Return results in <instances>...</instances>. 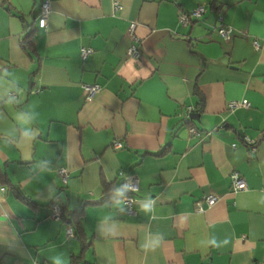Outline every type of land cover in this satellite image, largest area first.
<instances>
[{"label": "crops", "instance_id": "1", "mask_svg": "<svg viewBox=\"0 0 264 264\" xmlns=\"http://www.w3.org/2000/svg\"><path fill=\"white\" fill-rule=\"evenodd\" d=\"M44 1L0 0V264L83 252L50 218L58 193L85 207L81 264H264V0H50L41 28ZM85 84L101 90L87 100ZM120 172L140 180L135 217L118 194L100 203Z\"/></svg>", "mask_w": 264, "mask_h": 264}, {"label": "built area", "instance_id": "2", "mask_svg": "<svg viewBox=\"0 0 264 264\" xmlns=\"http://www.w3.org/2000/svg\"><path fill=\"white\" fill-rule=\"evenodd\" d=\"M115 6L117 7V9L119 10L121 8V3L119 0L115 1ZM52 9V5H51V1L50 0H45L42 4V13L41 16L39 18V26L41 28H46L47 24H48V20H49V16H50V12ZM206 12V6L201 5L198 8H196L195 10L192 11V13L190 15H186L183 14V16H181V21L185 24H188L190 22L191 17L193 16L194 18H201L203 16V14ZM137 23L136 22H132L129 25V35L131 37V39L133 40V44L131 45V47L128 50L129 56L132 59L135 60H139L142 58V50L140 48V43L141 40L139 38V36L136 34V30H137ZM220 33L226 38V39H231L232 37V29L231 28H227V27H221L220 28ZM255 46L257 48L260 47V44L258 41L255 42ZM93 50L92 48L89 47H83L81 49V56L84 59H88L90 57V55L92 54ZM85 91H86V99L87 100H91L94 98V96L100 92L101 90V86L98 84H85L84 85ZM251 103L246 100H239V101H232L229 103L228 107L229 109H237L240 107H244V108H248L250 107ZM190 110H192V108H190ZM251 144H252V151L253 152H258L259 150V146L251 141L250 139L248 140ZM234 146H236V144H234ZM116 148H120L121 144L118 143L115 146ZM59 172V176L60 179L62 181V183L64 185H66L68 183L69 180V171L67 170V168H60L58 170ZM120 176L122 177V180L118 186V191L120 193V195L122 196L121 199L123 201V205L124 208L126 209V212L129 216H137L138 214V210L136 208V203H137V193L140 190V180L138 178L137 175L134 174H125V172H120ZM231 178H232V182H233V189L235 192H241L244 190L248 189V182L246 180V178L240 174L237 171H234L231 174ZM208 204L210 206L216 204L219 200V197L216 196L215 194H211L206 198ZM199 209L203 210L202 207V202L200 201L198 203ZM53 207V212L50 216V218L54 221H60L61 217H62V207L60 202H55ZM67 233L69 236H75L74 230L72 227H67L66 228Z\"/></svg>", "mask_w": 264, "mask_h": 264}, {"label": "trees", "instance_id": "3", "mask_svg": "<svg viewBox=\"0 0 264 264\" xmlns=\"http://www.w3.org/2000/svg\"><path fill=\"white\" fill-rule=\"evenodd\" d=\"M212 5L215 6L216 2L215 0H212ZM32 33L30 32L24 39V47L29 51V52H33L35 53L36 49L32 40ZM67 185V184H66ZM66 185H64V187H66ZM64 190V189H63ZM118 190V187H117ZM61 193H58L55 198L52 201V206L54 205L55 202H60L61 207H62V217H61V221L63 223H65V225H67L66 227H72L75 233V236L79 237V239L81 240L82 244H83V252L81 254H74L71 258V264H81V262L83 261L84 258V252L85 250L89 247V244L87 242V239L84 236V233L81 231V221H82V217L83 214L85 212V207H80L77 210H73V211H69L67 210L66 205L63 204L62 201H60V195ZM116 194L119 195V198L121 199V195L119 193V191L116 192L113 191V189L109 186L105 184V192H104V196L102 198V200L100 201V203H105V202H110L112 201ZM21 198L24 202L32 204V200L29 197L24 196L23 194H21Z\"/></svg>", "mask_w": 264, "mask_h": 264}, {"label": "water", "instance_id": "4", "mask_svg": "<svg viewBox=\"0 0 264 264\" xmlns=\"http://www.w3.org/2000/svg\"><path fill=\"white\" fill-rule=\"evenodd\" d=\"M191 117H192L193 119H197V118H198V117L196 116L195 113L191 114Z\"/></svg>", "mask_w": 264, "mask_h": 264}]
</instances>
